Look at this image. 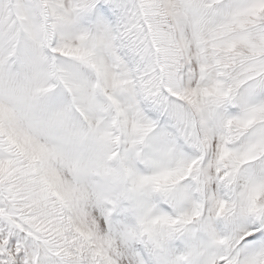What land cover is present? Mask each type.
<instances>
[{
  "label": "snow or ice",
  "instance_id": "obj_1",
  "mask_svg": "<svg viewBox=\"0 0 264 264\" xmlns=\"http://www.w3.org/2000/svg\"><path fill=\"white\" fill-rule=\"evenodd\" d=\"M0 264H264V0H0Z\"/></svg>",
  "mask_w": 264,
  "mask_h": 264
}]
</instances>
